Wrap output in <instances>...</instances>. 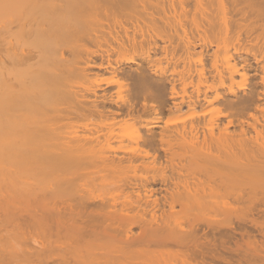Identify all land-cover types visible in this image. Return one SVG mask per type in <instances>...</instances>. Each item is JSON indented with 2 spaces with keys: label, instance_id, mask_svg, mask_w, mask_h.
<instances>
[{
  "label": "bare ground",
  "instance_id": "obj_1",
  "mask_svg": "<svg viewBox=\"0 0 264 264\" xmlns=\"http://www.w3.org/2000/svg\"><path fill=\"white\" fill-rule=\"evenodd\" d=\"M260 208L264 0H0V264H193Z\"/></svg>",
  "mask_w": 264,
  "mask_h": 264
},
{
  "label": "rangeland",
  "instance_id": "obj_2",
  "mask_svg": "<svg viewBox=\"0 0 264 264\" xmlns=\"http://www.w3.org/2000/svg\"><path fill=\"white\" fill-rule=\"evenodd\" d=\"M152 102L157 105V115L139 106L135 109V114L133 116L142 124L155 122L156 116L159 118L156 124V128L158 129L164 126L167 121L172 120L175 116L169 112L168 106L160 104V101L153 100ZM153 147L157 153H159L161 158L160 161L164 165H168L160 144L157 142ZM59 179L62 180V178ZM73 184L74 183H72V187L65 186L69 187L66 189H72L74 187ZM160 198L162 199V196H160ZM263 211L264 208L255 209L254 214H252L253 212L248 214L250 218L245 217L246 213L242 216L244 219L246 218L245 220L242 218V222L234 218V221L232 220L234 223H232L234 224L233 227L235 226L236 228H232L231 231L230 228H227V230L230 231L228 233L224 228L221 230L222 232L225 230L223 234L211 235L207 239H203V241L199 243L201 250L192 251L190 254L192 259L191 262L193 264H250L252 262L251 254L253 253V248L262 249L264 246V229L261 228V225L264 226ZM34 214L37 218H45V214L40 210ZM251 214L253 217H251ZM62 216L65 217V221L67 222L62 231V236H77L83 244H103L110 239L111 231L107 230L105 225L97 224L96 222H98V219L96 220L92 216L84 213L71 215L68 211L64 212ZM248 219L251 221L247 222L246 220ZM240 224L243 226L242 228H240ZM132 248L135 249L133 251L135 254L141 253L142 251L160 249V247H157L155 244L147 247L137 244Z\"/></svg>",
  "mask_w": 264,
  "mask_h": 264
}]
</instances>
